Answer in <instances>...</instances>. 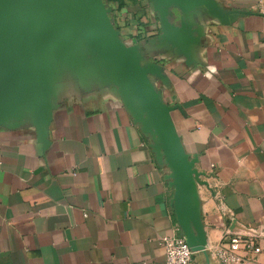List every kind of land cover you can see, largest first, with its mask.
<instances>
[{
	"label": "crops",
	"instance_id": "0c3cea01",
	"mask_svg": "<svg viewBox=\"0 0 264 264\" xmlns=\"http://www.w3.org/2000/svg\"><path fill=\"white\" fill-rule=\"evenodd\" d=\"M218 1L254 14L202 20L195 65L153 53L169 79L157 83L165 103L180 107L177 133L205 173L197 192L209 264L229 230L264 231V0ZM110 6L128 45L159 34L147 0ZM49 139L43 152L33 127L0 130V264H166L160 239L177 229L169 171L118 95L70 87ZM193 264L208 263L198 253Z\"/></svg>",
	"mask_w": 264,
	"mask_h": 264
},
{
	"label": "water",
	"instance_id": "95a60500",
	"mask_svg": "<svg viewBox=\"0 0 264 264\" xmlns=\"http://www.w3.org/2000/svg\"><path fill=\"white\" fill-rule=\"evenodd\" d=\"M159 34L128 45L116 27L108 0H0V130L33 127L41 150L70 87L90 93L111 89L149 138L157 162L166 167L181 236L209 264L202 221L198 157L189 155L173 122L180 107L165 103L157 83L169 87L165 68L153 53L178 56L195 65L204 19L222 25L254 14L225 9L218 0H147ZM231 234H237L229 230Z\"/></svg>",
	"mask_w": 264,
	"mask_h": 264
},
{
	"label": "built area",
	"instance_id": "2783aa9c",
	"mask_svg": "<svg viewBox=\"0 0 264 264\" xmlns=\"http://www.w3.org/2000/svg\"><path fill=\"white\" fill-rule=\"evenodd\" d=\"M251 234L228 233L223 241L211 249L212 257L218 264H255L264 251L261 240L263 229L251 230ZM160 244L165 253L166 264H193L195 253L191 251L179 228L169 236H163Z\"/></svg>",
	"mask_w": 264,
	"mask_h": 264
},
{
	"label": "trees",
	"instance_id": "16d2710c",
	"mask_svg": "<svg viewBox=\"0 0 264 264\" xmlns=\"http://www.w3.org/2000/svg\"><path fill=\"white\" fill-rule=\"evenodd\" d=\"M125 1L126 0H108V4L113 5L116 4L118 5V9L121 10L125 7Z\"/></svg>",
	"mask_w": 264,
	"mask_h": 264
},
{
	"label": "rangeland",
	"instance_id": "374dc122",
	"mask_svg": "<svg viewBox=\"0 0 264 264\" xmlns=\"http://www.w3.org/2000/svg\"><path fill=\"white\" fill-rule=\"evenodd\" d=\"M124 15H126L125 13L122 15H120V18H119V21L121 22L120 24L122 25V23L124 22V20L126 19L125 17H124ZM122 28H123V30L125 31V32H127V30L124 28V26H122Z\"/></svg>",
	"mask_w": 264,
	"mask_h": 264
}]
</instances>
